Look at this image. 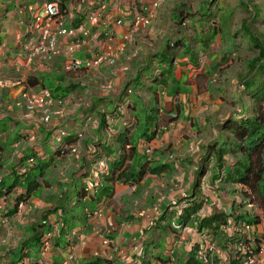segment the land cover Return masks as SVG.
<instances>
[{
    "label": "crops",
    "instance_id": "crops-1",
    "mask_svg": "<svg viewBox=\"0 0 264 264\" xmlns=\"http://www.w3.org/2000/svg\"><path fill=\"white\" fill-rule=\"evenodd\" d=\"M38 1L41 0H0V77L20 80V85L6 88L0 98V179L10 180L14 173L22 174L25 157L28 167L35 166L38 158L47 163L44 179L36 190L25 195L24 188L15 186L0 198V230L6 231L0 242V264H9L8 253L15 251L36 215L52 208L56 184L50 175L60 158H66L52 152L50 136L54 128L83 134L74 144L66 138L63 141L78 149L76 167L68 171L71 181L84 185L87 173L97 165L95 160L103 157L108 167L114 162L120 166L117 173L121 171L123 176L120 180L100 182L84 216L74 220L72 227L61 230L58 214L48 213L46 223L51 230L45 252L36 247L25 249L23 252L28 255L19 264H185L190 255L195 256L201 238L196 233L197 219L209 217L220 208L223 212L262 214L256 205L240 206L241 198L233 192L235 187H216L208 181L209 174L195 187L203 149L218 138L219 125L228 116L221 104L216 105V111L220 108L216 113L201 101L199 79L205 77L206 70H202L200 62L198 70L175 64L173 81L164 86L145 80L147 70L153 76L160 71L159 57L154 55L171 36L174 9L185 0H161L157 5L155 0H93L96 9L92 10L99 13L98 24L90 28L89 37L78 33L80 45L74 53L65 49L70 39L58 37V53L50 61V69L40 56L28 61L23 49L28 36L24 35L21 18L32 17L23 8ZM87 12L88 8L80 11L84 21ZM139 14H149V22L139 25L125 39L130 33L129 22ZM76 17L78 14L74 21ZM117 19L124 25H117ZM105 52L108 57L98 66L63 69V62L70 57L94 59ZM139 77L151 90L121 95L125 82ZM50 85L63 98L78 95V112L70 118L59 116L52 123L39 125L42 156L37 148L26 146L20 152L21 160L13 159L10 154L15 143H23L29 133L38 129L37 116L12 103L22 91ZM118 104L126 105L113 116L107 113L108 127L101 128L99 112H111ZM140 108L144 110L140 112ZM146 115L152 116L146 119ZM89 118L93 124L87 122ZM152 135L155 136L151 138ZM106 150L110 152L108 156ZM8 186L7 182L4 187ZM40 192L46 196L42 200L36 198ZM20 195L30 210L26 217L16 203ZM185 200L201 202V206L187 219L186 229L175 230L179 226L172 208ZM158 215L161 216L156 225L150 227ZM252 228L256 233L264 232V221ZM232 230V224L221 226L216 241L222 244L224 237L234 234ZM224 251L214 256L215 264H226L228 254Z\"/></svg>",
    "mask_w": 264,
    "mask_h": 264
},
{
    "label": "trees",
    "instance_id": "trees-1",
    "mask_svg": "<svg viewBox=\"0 0 264 264\" xmlns=\"http://www.w3.org/2000/svg\"><path fill=\"white\" fill-rule=\"evenodd\" d=\"M174 11L175 22L170 30L171 36L167 37L160 52L154 55L159 57L157 66L160 71L153 76L151 70H148L145 80L155 86L166 85L168 81H173L172 76L177 63L187 64L191 69L198 70L201 52L206 55L218 35L229 40L231 50L238 52L241 50L245 54L241 62V70L236 74L238 93H233L234 97L228 100L233 109H230L227 118L220 123L218 138L207 143L203 149L195 187L202 180H207L205 176L209 174L208 181L216 187L220 185L235 187L233 192H237L240 196V206L256 205L262 214L258 215L254 211L252 215L223 212L220 208L209 217L197 219L196 233L201 238L197 242L195 256L190 255L185 263L202 264V256L208 254L206 250L208 245H213L220 253L221 250H225L224 252L228 254L226 264H244L246 255L261 256L260 250L264 246V232L256 233L252 228L264 221V0H185ZM77 14L79 18L76 17L75 26L85 24L86 19L84 21L80 11H77ZM234 54L239 55L236 52ZM225 56H222L224 60ZM134 90L149 91L151 87L141 81V77L129 79L125 82L121 95H129ZM126 104H118L117 109L111 111L112 113L100 111L99 126L107 128L105 123L109 120L106 114L113 116L116 111L123 110ZM142 110L144 108H140V112ZM150 116L152 115H146L144 118ZM82 136L83 134L78 131L75 133L65 131L59 144L52 142L53 154L66 156L69 149L64 144V139L74 144ZM69 142L66 143L71 146ZM108 150L105 156L110 153ZM26 159L27 157L24 158L25 169L22 174L14 173L10 180H7L8 177L0 179V198L4 194H9L15 186L24 188L25 195H29L44 179L47 163L38 158L35 166L28 167ZM105 160L104 157L95 160L96 167H92L90 173H87V181L92 180L94 173H97L94 179L97 184L92 189L87 188L85 180L84 185L82 182L79 184L75 193L77 182L70 181L64 185L65 189L60 190L52 198L54 201L52 208L44 211L45 214L40 213L38 217L36 215L35 221L29 225L26 236L21 239L15 251L8 253L9 264H19L28 255L23 252L25 249L36 247L41 251L43 241L49 240L48 235L51 230L46 223L48 213L58 214L61 230L72 227L74 220L84 216L85 208L94 199L93 192L98 190L100 182L120 180L123 176L121 171L117 173L120 166H116L114 162L112 167H108ZM101 162L102 166L99 165ZM7 182L9 186L5 188ZM18 198L19 202H25V198L21 195ZM200 206L201 202L195 200L192 203L187 200L179 201L173 205L171 213L175 214L176 225L179 226L175 230L186 228L187 219ZM159 216L161 215L152 219L150 227L156 225ZM229 217H232V221H228ZM228 224H232L234 234L224 237L223 243L220 244L221 242L216 241L217 235L220 234L219 228ZM201 249L202 256L198 255ZM214 256L216 255L211 258L213 263Z\"/></svg>",
    "mask_w": 264,
    "mask_h": 264
},
{
    "label": "built area",
    "instance_id": "built-area-1",
    "mask_svg": "<svg viewBox=\"0 0 264 264\" xmlns=\"http://www.w3.org/2000/svg\"><path fill=\"white\" fill-rule=\"evenodd\" d=\"M161 0H155L154 5H157ZM93 0H68L64 2L62 0H41L33 4H27L25 8L32 13L31 18H24L22 16L21 23L24 26V35H27L28 38L23 43V49L26 52V58L28 61H33L36 56H40V60L45 64L47 69H50L53 56L58 53L59 39H64L67 47L65 48L67 52L74 53L79 45L80 41L78 38V33H81L84 36H90V28L96 26L99 22V13L96 12V9L93 7ZM87 9V17L85 24H80L75 26L74 18L77 14V11L81 9ZM150 20V15H136L129 22L130 33L125 35V39H129V35L134 32V30L139 25L147 24ZM117 25H124V22L121 19L115 21ZM73 39V41H72ZM70 56V55H69ZM108 57V54H104L94 58V59H80L77 57H70L68 60L63 62V69L70 70L74 68H92L98 66L102 61H105ZM52 68V67H51ZM20 83V80H11L0 77V98L2 93L6 88L14 87ZM49 98V92L47 89H42L39 94L35 95L31 91H22L20 97L13 101L12 104L19 108H25L27 111H30L34 108L35 105H41L45 103ZM42 122H48L49 117L47 115L41 117ZM65 129L59 130L55 139H52V142L60 143L62 136L65 133ZM31 139L33 135L30 136ZM150 151L149 149L147 150ZM103 165V163H99ZM97 177V173H94V179ZM97 182L95 180L88 181L87 188L92 189ZM251 207V204H248ZM246 228V226H245ZM186 229V228H184ZM49 238V235H48ZM49 240L46 239L43 241L41 253H44ZM208 254L203 255V250L198 251V255L202 256L203 264H214L211 260L213 255L221 254L219 250L213 246L208 245L207 249ZM245 252V251H244ZM261 259L264 257V246L260 250ZM244 264H256L255 256L246 255L244 257Z\"/></svg>",
    "mask_w": 264,
    "mask_h": 264
},
{
    "label": "rangeland",
    "instance_id": "rangeland-1",
    "mask_svg": "<svg viewBox=\"0 0 264 264\" xmlns=\"http://www.w3.org/2000/svg\"><path fill=\"white\" fill-rule=\"evenodd\" d=\"M230 45L231 43H229L228 39L220 38V36L218 35L214 38L213 42L211 43L208 53L205 55L201 52L202 56L199 60V65H202L201 67H203L202 70H206V72L204 73L205 77L199 79L200 89L202 88L201 92L203 93L202 95L200 92L199 95H201V101L203 100L202 102L208 105V109L212 108L213 111H215L216 113L220 112V108L216 111L217 104H221V107H224L226 109V112H229L230 109H233L228 100L234 97L235 94L233 93H238L236 74L238 73V71L241 70L240 66L242 59L245 58V54L241 50H239L240 52L231 50ZM235 52L239 53V57L234 54ZM223 55H226L225 60H220L219 58ZM72 70L73 69L64 71ZM18 85H20V83ZM107 86L109 87V83H107ZM54 87L55 86L51 85L42 86V88H38L37 90H31V93L37 95L42 89H47L49 92V98L45 103H42L41 105H39L38 103V105H35L34 108L30 111H27L26 109L24 110L27 114L37 116L36 124L38 130H33L34 132L29 133L30 136L33 135L32 139L29 136L25 140L24 137L25 141L23 143H18V146L15 143L14 149L10 154L13 159H20L22 157L20 152L26 146H29L31 148H37L38 150L36 152H40L39 149L42 150L43 140L41 139L42 135L39 132V127L41 125L52 123L53 118H58L59 116L70 118L78 112L81 103L78 99V95H68L67 98H63L59 96L58 93L55 94ZM207 112L210 113L211 111L208 110ZM45 115L49 117L48 122L41 121V117ZM87 122L92 123V120L89 118ZM59 130H63V128H54L52 130L50 141L52 139H55ZM29 131L31 132V130ZM67 148L69 149L68 153L66 154V156H63L66 158H60L59 162L56 163L54 166V171L50 175V180H52V182H55L56 184V190L53 191L54 194H58L60 190L65 189L64 185L71 181V177L68 176V171L70 169H74L77 164L75 162V160L78 158V149L76 145L67 146ZM40 155L42 156L41 152ZM79 184H81V181H77L75 193L78 190ZM45 197L46 196L44 195V192L36 194V198L40 200ZM18 208L19 210H21V214H24V217H26L27 214L30 212L29 208L26 207L25 203L19 202ZM5 237L6 231L4 232L3 230H0V242L5 239ZM255 262L256 264H264V257L262 259L261 256L256 257Z\"/></svg>",
    "mask_w": 264,
    "mask_h": 264
}]
</instances>
